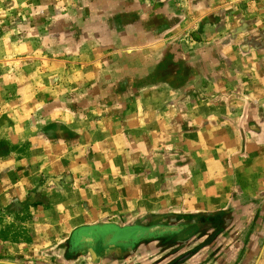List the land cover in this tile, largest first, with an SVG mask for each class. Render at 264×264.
Here are the masks:
<instances>
[{"label":"crops","instance_id":"1","mask_svg":"<svg viewBox=\"0 0 264 264\" xmlns=\"http://www.w3.org/2000/svg\"><path fill=\"white\" fill-rule=\"evenodd\" d=\"M27 3L46 11L45 0ZM74 7V52L47 50L61 56V86L76 94L75 109L26 156H0V258L144 264L154 253L159 264L160 247L177 251L178 238L127 250L91 239L71 255L67 240L134 219L181 228L224 218L231 232L222 250L189 264H264V0ZM15 206L22 238L2 224Z\"/></svg>","mask_w":264,"mask_h":264},{"label":"rangeland","instance_id":"2","mask_svg":"<svg viewBox=\"0 0 264 264\" xmlns=\"http://www.w3.org/2000/svg\"><path fill=\"white\" fill-rule=\"evenodd\" d=\"M27 2L28 0H0V156H8L11 162L26 156L28 145L33 143L32 141L36 140L39 134L42 132L48 134V128L53 130L61 126L59 124L70 121L71 119L67 120L66 117L76 105V94L72 92L66 95L64 90L71 88L61 86L65 81V78L62 79L64 70L57 63L61 56L49 55L47 50L58 51L64 47L65 50L74 52L76 38L72 33L76 31L74 27L79 26L75 22V16H70L75 13L74 0H45L43 9L46 11L34 8L32 10ZM49 59L51 63L43 62ZM6 210L1 219L7 234L17 235L18 238L26 236L22 233L23 226L20 223L18 225V221L24 217L21 209L15 206L12 211ZM155 221L163 222L158 218L146 221L134 219L127 227H149L155 225ZM200 222L211 228L204 238L192 240L197 231L203 227V225H195V227H181L182 230L178 234L154 239V241H169L178 238L183 244L177 251L170 244L161 245L163 258L159 264H175L179 258L193 252L189 258L179 263L189 264L196 255L203 254V250L206 254L210 252L209 254L212 255L215 250L217 252L222 250L223 247H218L219 241L227 239L231 232L223 228L224 218L216 221L215 224H206V218ZM103 231L104 229L101 228L97 230V237L102 240L105 237ZM110 237H106L103 241L107 243ZM67 242L70 255L84 250V244L77 246L76 239L71 235ZM152 255L153 258L149 257L150 261L144 264H155L156 257L154 258V253ZM88 258L92 264L93 258ZM0 260L18 264H52L19 256L13 258L6 256ZM205 264L216 263L208 260Z\"/></svg>","mask_w":264,"mask_h":264},{"label":"water","instance_id":"3","mask_svg":"<svg viewBox=\"0 0 264 264\" xmlns=\"http://www.w3.org/2000/svg\"><path fill=\"white\" fill-rule=\"evenodd\" d=\"M182 228L178 226H170V225H156V226H149V227H141V226H133V227H109V229L104 228L103 236H111L108 242L105 243L102 241V244L107 246H114L118 245L122 248L125 247H135L139 243L148 240H154L159 238L168 237L169 234H178ZM102 235V233L100 234ZM102 239L100 237H96ZM264 249V248H263ZM193 252L187 253L186 255L179 258L175 264H179L189 258ZM260 259V258H259ZM259 259L256 264L259 263ZM0 264H18L13 262H7L0 260Z\"/></svg>","mask_w":264,"mask_h":264},{"label":"flooded vegetation","instance_id":"4","mask_svg":"<svg viewBox=\"0 0 264 264\" xmlns=\"http://www.w3.org/2000/svg\"><path fill=\"white\" fill-rule=\"evenodd\" d=\"M91 236V237H90ZM97 237V232H89L87 235H80L77 239H76V244H80V243H86V241L88 240H94V241H100L102 242L103 240H106V237L102 239L96 238ZM80 238V239H79Z\"/></svg>","mask_w":264,"mask_h":264},{"label":"bare ground","instance_id":"5","mask_svg":"<svg viewBox=\"0 0 264 264\" xmlns=\"http://www.w3.org/2000/svg\"><path fill=\"white\" fill-rule=\"evenodd\" d=\"M91 237V236H90ZM80 239V238H79Z\"/></svg>","mask_w":264,"mask_h":264}]
</instances>
